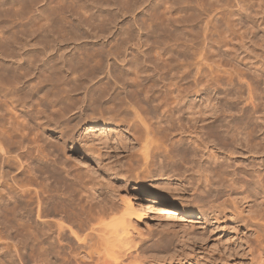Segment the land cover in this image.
<instances>
[{"label":"bare ground","instance_id":"bare-ground-1","mask_svg":"<svg viewBox=\"0 0 264 264\" xmlns=\"http://www.w3.org/2000/svg\"><path fill=\"white\" fill-rule=\"evenodd\" d=\"M139 1L60 0L56 1L59 4L57 8L56 3L53 6L48 0H0V264H15L18 261L26 264L23 262V254H26L23 251L29 246L34 247H30L31 251L35 248L39 251L35 257L31 252L33 264H47L48 257L44 259V256L48 249L55 252H52L53 255L61 251L62 256V251L67 252L68 249L66 255H70L72 259L68 258L71 260L66 261V258L64 261L59 256L61 264H138L143 256V248L141 251L137 248L134 251L136 255L131 248L137 246L138 242V237L133 232L141 235L138 226L140 221L161 217L164 212L175 218L194 214L192 208L182 201L181 204L176 203L163 196L157 186L144 190L143 204L138 201L136 204L127 196L121 199V206L113 201L109 203L104 199V182L96 184V197L102 199L93 201L95 197L93 200L90 199L91 196L88 197L87 204L80 205L81 211L79 209L77 212L78 204L75 205L74 196L80 180L76 178L72 180V184L70 179L69 182L73 172L70 173L67 169L68 163L64 167L65 159L61 160L62 163L58 162L65 169L66 175L63 176L62 172L61 174L55 169L57 165H54V159L61 152L63 154L69 141L73 143L75 139L80 151L79 159L90 155L82 144L90 130L96 136L97 130L109 129L122 139L125 138L124 141H129L130 152L133 153L117 159L110 168L127 180L134 178L138 181L142 178L145 181L146 178L197 173L198 178L209 186L213 213L222 210V207L225 210L228 203L234 200L228 197L238 189L242 193L246 192L243 198L247 200L250 195L248 184L253 180L259 184L262 180L264 101L261 100L264 99L260 97L259 94L262 93L258 92L253 82L247 79V75H243L235 67L231 72L215 60L212 62L214 65L209 63L214 83L211 88L200 87L202 82L195 83L197 86L188 83L184 86L187 79L194 81L195 57L191 58L192 63H189L190 60L185 61L189 63L187 64L179 57V52L176 53V43L146 39L143 41V45L147 47L146 51L143 50L144 58L132 55L127 66L113 75L122 82L124 96L119 94L121 90H115L118 93L114 92L116 95L108 97L111 92L106 94L101 91L103 86L100 87L99 83L86 85L99 74V70L97 73L94 72L96 68L92 69L93 64L87 60L88 56L80 57L73 53L67 57H56L40 51L48 46L47 40L43 39H49L54 28L53 16L57 14L54 17L60 18L58 14L62 13V8L64 12L75 15L79 23L86 22L88 26L101 27L106 19L95 8L110 4L131 6ZM176 1L156 0L150 5L151 8L156 5L164 8V13L169 14L167 20L176 26L183 21L177 11ZM37 3L41 6L37 7ZM34 4L37 8L30 12L28 7L32 9ZM220 4L219 1L210 2L213 12L211 11L212 16L208 13L211 16V22L208 23L211 26L213 23L218 28L216 25L222 16L219 11L223 6L228 7L224 14L226 17L222 16L225 19L222 32L225 39L240 40L242 46L239 47L242 48L246 45V40L264 39V0H223ZM55 6L57 9L62 7L61 11H57L60 13L55 14ZM28 37L31 39H27ZM34 38L39 39L33 40ZM40 45L42 48L36 47ZM30 46L33 48H28ZM248 46V49H253L250 48L251 45ZM112 50L109 48L110 53L114 52ZM256 56L260 57L258 54ZM201 60L205 58L201 57ZM222 71L229 75L236 74L243 85L232 87L233 82L228 81L227 85L221 87L216 75ZM149 80L153 83L145 86L144 82ZM82 88L87 89L81 99L78 98L81 94L78 91ZM116 96L119 97L118 102ZM205 110L209 111L206 117ZM255 127L259 128V134L253 130ZM48 133L56 135L58 139L52 141ZM178 135L179 138L176 137ZM200 151L201 156L198 157ZM204 155L208 156V165L201 159ZM86 190L85 193L88 191ZM221 197L224 200L216 204ZM74 205L77 206L76 209ZM72 214L76 217L79 229H76L77 225L74 227V216L71 218L73 226L65 221V217ZM19 215L33 220L34 226L33 222H29V226L28 223L21 226L17 222L15 225L14 218L18 219L16 217ZM253 220L258 229L259 219ZM257 233L259 232L256 230L259 237ZM72 241L77 243V247H73ZM43 246L46 250L42 257L40 249Z\"/></svg>","mask_w":264,"mask_h":264},{"label":"rangeland","instance_id":"rangeland-1","mask_svg":"<svg viewBox=\"0 0 264 264\" xmlns=\"http://www.w3.org/2000/svg\"><path fill=\"white\" fill-rule=\"evenodd\" d=\"M56 1L59 2L60 0H48V2H51L53 4V6L56 3L57 4L56 6L58 8L59 4ZM144 1L140 0L139 1V3L141 2L140 4L139 3L135 4L136 3L135 1V3H132L134 4V6L131 4L132 7L130 5L121 7L117 4L98 6L97 8H95V11L98 10L97 12L103 15V17L105 16L104 18L106 19L105 20L106 22L103 20V23L105 25L102 23L101 27L88 26L86 22L79 23L75 15H72L69 12H64L62 7H60L62 8L61 11L60 8L57 9L55 6L56 9L55 14L60 13L57 12L59 10L62 13L58 14V16L61 17L60 18L54 17L57 14L53 16V20L54 19H55L54 21L57 20L55 24L53 21V27H54L52 29L53 31H51L49 39H43V40H47L46 42L48 46L45 43L47 47L40 51H44L45 53L48 54L51 53L56 57H60V56L67 57L73 53L75 55H79L80 57H83V55H85V57L88 56L87 60L93 64V65L91 64L92 69L96 68V70L94 69V72L97 71V73L99 70V74L96 78H93V80H89L87 84L85 82V84L91 86L99 83L100 87L103 86L101 87L103 89L101 91H103L106 94L111 92L110 93L111 95L108 94V97L112 96V94L116 95V93H118L120 90L121 91L119 92V94L122 93L121 95L124 96L123 94L124 91L122 90V82L120 81L121 82L120 83L118 79L113 77L114 73L116 74L120 72L123 66H127V62L132 55H139V56L141 55V57L143 56L142 58H144L143 50L146 51L147 47L143 45V41H145L146 39H151L154 41L155 40L168 41L173 44L176 43V48H175L176 53L179 52L178 53L179 57H181L183 62L190 60L189 63L190 62L192 63L193 59L191 58H193V56L195 57L193 63H194V68L196 69L195 72L196 71L197 72L196 73L194 72V77L197 79L194 78L193 82L191 79H187L184 82V86H186L187 83L189 85L197 86L195 83L198 84L202 82L200 83L201 86L199 85L200 87L203 86V87L211 88L214 85V83L211 80V72L209 70L211 69L212 66L210 67L209 63L211 65H214V63L212 62H215L216 60V62H219L220 64H222V66L225 65L223 67H225V69H230L231 72H233L234 67L237 70H239L241 73L243 72L244 73L243 75L245 76L247 75L246 76L247 79L248 80L250 79L251 80L250 82H253V85L257 88L258 92L259 93L261 92L262 94L264 93V70H263L264 68L262 67L264 66V57H263L264 39H253V41H251L252 39L250 41L246 40L247 41L246 45H244L243 48L241 47L242 42L240 40L225 39L222 35V32L225 28L223 25L225 19H223L222 16H224V14L227 13L228 7L225 6H223V8L221 7L222 9H220L219 14L222 16L221 18H219L220 21L218 20L219 23H217L216 25L218 28H216L213 23L212 26L211 23L210 25L208 23L211 22L210 17L212 16L211 14L212 6L210 5V2L212 0H177L178 3L176 0H174L176 1L175 3L177 4L176 7H177V11L179 12V15L183 17V21L180 22L181 24L179 23L178 25L175 26L172 23H170L169 20H167L169 14H167V12L164 13L163 11L164 8L161 9V7H157V5L151 8L150 3L156 0H149V1L144 0ZM213 1L214 2L219 1L220 4L222 3L223 0H213ZM40 3L39 4L37 3L36 6L38 7L41 6V4H43ZM221 5L223 4H220V6ZM37 7H35L34 4V6L31 7L32 9L28 7V10L31 12L32 10H35V8ZM208 13H210L211 16H209L210 14ZM106 16L108 19L106 18ZM149 25L151 27H149ZM207 25L209 26L207 27ZM209 28L211 30H208ZM213 28L214 30L212 31ZM207 30L210 32L212 31L214 33L212 34V32L210 33ZM214 36L216 38H214ZM27 39L30 40L31 38L28 37ZM37 39L39 38H34L33 40H37ZM125 39H129V40H125ZM132 39L134 41H132ZM247 44L251 45L250 48L253 47V49H248L249 46ZM239 45L241 46L239 47ZM41 46L42 45L36 47H41ZM31 47L32 46L28 48ZM36 47L34 46V48ZM109 48L110 50H112L113 48L114 52L110 53ZM247 49L249 51H247ZM253 51L255 52L256 55L258 54L260 57L258 58V56L253 54ZM257 51L259 52L256 53ZM44 52L43 55H45ZM39 54H42V52ZM201 57L202 59L205 58L206 61L201 60ZM261 57L263 58L261 59ZM196 58L199 61H197ZM95 60L96 62H94ZM260 61L262 63H260ZM185 63L189 64L188 62ZM202 64L203 65L205 64L206 66L205 65L203 66ZM198 68L199 70H197ZM259 69L262 71H260ZM111 73L113 74L111 75ZM216 76L218 78V81L221 83L220 85L221 87H224L223 85L225 84L227 85L228 81L229 83L233 82L231 83L232 87L234 86L237 88L243 85V82L240 83L236 74L229 75L227 72L222 71L219 72V74ZM152 83L153 81L150 80L144 82L145 86L151 85ZM104 87L105 89L107 88L106 89L107 91L104 90ZM82 89L81 91H78V93L81 92L80 96L78 95V98L80 97L81 99L83 97L82 95H84L87 88L85 89L82 88ZM115 90H118V92H116ZM262 94L259 95L260 97H262V99H264V95ZM117 97L118 96H116L115 99L119 98ZM198 98L200 97H197V99ZM118 101L119 99L116 102ZM262 101L264 100H261V102ZM80 111L77 110V112L82 113V109ZM205 112H204L205 115L204 114L203 115L206 117L207 114L209 115V111L205 110ZM253 130L256 131L255 133L258 132L257 134H259V128L255 127L253 128ZM93 133L94 132L92 130L87 132L86 133L87 135L85 134L87 136L86 137L87 139H85L86 141L82 142V144L86 146L87 154L91 153L90 154L92 155L91 157L90 155H88L83 157V159L81 160L79 159L80 151H78L77 149L76 139L73 143H71V141L67 143L66 145L67 147L64 149L65 153L63 152L62 154L61 152L60 155L57 156L59 159L57 157L55 159L51 157V160L53 158L56 161L55 162L54 160H52L54 161V163H56L53 164L55 166L57 165V168L54 165H52L53 168L55 167V169H57L60 173L62 172L63 174L62 173L61 174L63 176L65 174L64 167H66V164L68 163L67 165L69 166H67V169H69L70 173L73 172L72 174H70L71 175L70 177L67 176L69 177V182L70 179L71 182L76 178L80 180L79 181L80 184L78 185V187L81 189L79 190L78 187L75 188L74 186L77 192L79 191L78 193H80L79 195L76 192L74 196V199L76 201L75 205L78 204L77 205L78 207L74 205L75 209L77 207V212H79V209L82 208L83 205L87 204L86 202L87 200H89L88 197L93 196V198L90 197L91 200H93L95 197L93 201L102 199V197H96L98 196V193L96 191L98 186H96V184L98 183L102 184L103 182L104 183L102 185L106 193L104 199L105 201H109V203H112L113 201L114 203L121 206L122 204L121 199H125L123 198V196L124 197L127 196V197H131L134 203L137 204L138 201L143 204L144 190H146V188L149 187L157 186L160 188L161 194L163 196L168 197L171 201H174L176 203L178 202L181 204L183 202L184 205L191 207L192 208L191 210L194 211L193 215L189 214L181 218L178 216H176V218L174 216L172 217L171 214L164 212V215L161 217H156L154 219L151 218V220L148 221L147 220L140 221L138 223V226L140 228L139 233H141V235L139 234L140 235L139 236L138 234L133 232L135 236L138 237L137 238L138 242L136 241L137 246H133V248H131L132 252L134 251L136 252V250H138L137 248H140L138 251H141V248H143L142 251L143 256L139 259L140 261L138 264H140V262L141 264H264V172L262 173L263 176L262 180L261 181L258 180L259 184L255 180H253V182H250V184H248V187L250 188V189L248 188L250 191V195L247 198V200L243 198L246 192L242 193L238 189L237 192L235 191L232 196L228 197V199L230 198V200L231 199L234 200L232 202L230 201V203H228L229 201L227 202L228 205L225 210L222 207V210L220 209L218 212L213 213L211 208V201L209 197V186L198 178L197 173H193V175L192 174L184 175L182 173L181 174L179 173L177 175L170 177H161V178L157 177L152 179L146 178L145 181L141 180L142 178H140V180L138 181L134 178L127 180L123 176L119 174L117 175V173L114 172L115 170L113 171V169L110 168L115 165L117 159L119 160L125 155L133 153L130 152L132 150H130L129 141L127 140L124 141L125 138L122 139L120 136L115 135L114 131H110L109 129L97 130L96 136ZM48 134L49 136H51L52 141H55L56 138L58 139L56 135H53L52 133H48ZM176 137L179 138L180 136L178 135ZM77 139H79V137ZM201 152L202 151L199 152L198 157L201 156ZM204 152L206 153L207 151L204 150ZM60 156L61 158L62 157L63 158L60 159ZM63 159H65L66 161L65 160L63 161ZM201 159L202 161L207 163L208 156L206 157L204 155L203 158L201 157ZM61 160L64 163L66 162L65 164H63L64 167H61L63 166L62 164H60L62 163ZM58 162H60L59 163L60 165L58 164ZM208 164L209 163H207V165ZM73 174L76 177L72 176ZM185 176H190L191 178L190 177L186 178ZM81 183L83 185H81ZM162 185H164V187ZM85 190L88 192V194L87 192L85 193ZM76 197H79L80 199L78 198L76 199ZM199 197H201L200 200ZM222 200H224V197H221L217 201L218 203L216 202V204H219L220 202H222ZM80 205L82 206L80 207ZM57 216L55 218H57ZM73 216H74V224H75L74 227L76 228L77 221L75 220L76 218L75 215L72 214L67 218L65 217V221L73 226L74 225L72 224L73 219H71ZM22 217L23 216L19 215V217H16L18 219L14 218L15 220L13 221L14 224L15 222H17V224L19 223L22 226V225H27L28 223L27 226H29L30 224L29 222L31 223L33 222V220H27L26 217L23 218ZM255 218L257 220L259 219L257 221L259 222L260 225L258 229L253 224L254 221L253 219ZM32 225L34 226V222ZM76 229H79L78 225ZM256 230L257 232H259L257 233L259 237L256 235ZM80 234H82V231H80ZM72 245L74 248L77 247V243L73 241H72ZM72 245L70 244V246ZM44 246L42 247L43 249H40L41 256L42 254L45 253L44 250H46L45 248L46 246L45 247ZM30 247L31 246L27 247L26 250L23 251V253L27 254V255L23 254L24 259L26 258L25 261L23 259V262H26V264L29 263L33 264V258L36 256L35 254L39 253V251L36 248L32 249L34 253L33 254L34 257H33L31 253L32 252L31 248L34 247L31 248ZM34 250L35 252L36 250L38 252L35 253ZM41 251H43V253ZM46 252L48 253L45 254L46 257L44 255L43 256L44 259L48 257V259L46 260L48 261L47 264L49 262H51L50 264H61V261L63 259L64 261L66 258H67L66 261L67 260L70 261L72 259L70 255L68 256L66 255L68 254V249L67 252L65 250L62 251L65 254V255L63 254L64 257L62 256L61 251L59 252V254L57 253L55 254L58 255L57 257L58 260L57 258H55L56 256L53 255L55 253L53 250L52 252L54 253H52L50 249H48ZM50 252L52 253L53 256L51 255ZM29 253H31L30 254L31 257H29L30 256ZM59 256H62V260L61 257ZM16 263L20 264L19 261ZM63 263L64 262H62V264Z\"/></svg>","mask_w":264,"mask_h":264}]
</instances>
